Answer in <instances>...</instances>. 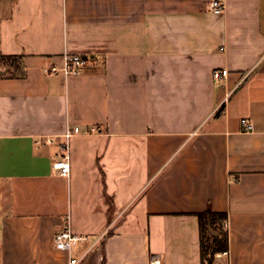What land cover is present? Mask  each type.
I'll use <instances>...</instances> for the list:
<instances>
[{"label": "crops", "instance_id": "obj_1", "mask_svg": "<svg viewBox=\"0 0 264 264\" xmlns=\"http://www.w3.org/2000/svg\"><path fill=\"white\" fill-rule=\"evenodd\" d=\"M209 1L0 0L24 65L0 78V264H200L205 210L227 216L214 264H264V0Z\"/></svg>", "mask_w": 264, "mask_h": 264}, {"label": "built area", "instance_id": "obj_2", "mask_svg": "<svg viewBox=\"0 0 264 264\" xmlns=\"http://www.w3.org/2000/svg\"><path fill=\"white\" fill-rule=\"evenodd\" d=\"M210 8L214 13H221L223 11V4L220 0H210L209 1ZM63 67L62 71L65 75L69 74H77L81 68L87 65L88 61L78 55H65L63 57ZM58 69L54 66L51 67L50 73H56ZM228 74V71L226 69H219L215 70L213 72V78L214 79H221L226 77ZM240 125L244 131H251L252 130V124L244 119L241 120ZM91 132L96 131L95 128L90 129ZM80 132L78 127H72L67 128L63 138L65 140L64 144L62 145V149L64 150V155L61 159L55 161L53 163V168L59 172L62 176H67L69 174V156L67 152V142L68 140L78 134ZM50 143V141H49ZM88 241V237L86 236H78L75 235L71 229L68 223L64 225V227L58 231L53 238V245L54 248L61 252H66L70 255L72 249L78 245L79 242H85ZM225 254V253H220ZM81 258H76L70 256L67 264H80ZM149 264H160L159 260L153 259Z\"/></svg>", "mask_w": 264, "mask_h": 264}, {"label": "trees", "instance_id": "obj_3", "mask_svg": "<svg viewBox=\"0 0 264 264\" xmlns=\"http://www.w3.org/2000/svg\"><path fill=\"white\" fill-rule=\"evenodd\" d=\"M19 60L22 61V68ZM0 67L5 68V72L0 74V78L24 76V65L21 56H0ZM9 68L13 71L6 72L9 71ZM16 71H19V73L16 74ZM196 216L199 225L200 264H214L217 254L228 251V236L225 229L227 216L225 213H217L210 210H205Z\"/></svg>", "mask_w": 264, "mask_h": 264}, {"label": "rangeland", "instance_id": "obj_4", "mask_svg": "<svg viewBox=\"0 0 264 264\" xmlns=\"http://www.w3.org/2000/svg\"><path fill=\"white\" fill-rule=\"evenodd\" d=\"M262 7L264 8V1L262 2ZM19 63H20V67L22 68V61L21 60H19ZM7 70V69H6ZM9 71H6V72H12L13 70H11L10 68L8 69ZM17 73L16 74H18L19 73V71H16Z\"/></svg>", "mask_w": 264, "mask_h": 264}, {"label": "water", "instance_id": "obj_5", "mask_svg": "<svg viewBox=\"0 0 264 264\" xmlns=\"http://www.w3.org/2000/svg\"><path fill=\"white\" fill-rule=\"evenodd\" d=\"M0 74H1V71H0ZM214 234V233H213Z\"/></svg>", "mask_w": 264, "mask_h": 264}]
</instances>
